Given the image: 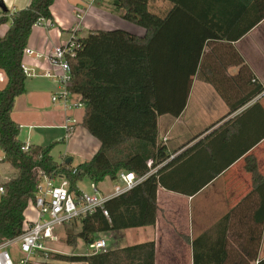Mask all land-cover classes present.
Segmentation results:
<instances>
[{
  "label": "trees",
  "instance_id": "trees-1",
  "mask_svg": "<svg viewBox=\"0 0 264 264\" xmlns=\"http://www.w3.org/2000/svg\"><path fill=\"white\" fill-rule=\"evenodd\" d=\"M54 1L30 0L28 7L0 18V27L11 21L6 32L0 33V69L7 78L5 87L0 88V149L3 160L17 172L15 177L0 181L4 187L0 195V244L25 231V211L36 196L44 174L65 175L70 192L79 197L83 191L78 182L84 178L96 184L105 178L115 181L121 171H135L131 162L137 157L152 160V168L161 164L141 183L105 202L109 218L98 208L67 224V242L75 250L79 238L91 246L99 233L154 226L159 211V187L186 195L201 189L182 188L175 182L176 162L186 152L171 158L174 153L159 140L157 119L163 114L177 117L182 113L191 75L213 85L230 111L247 103L261 90L244 94L232 105L234 94L223 90V82L213 72L204 71L201 55L206 39H238L263 19L264 0H115L121 17L143 27L146 33L139 36L113 29L78 36L77 54L70 60L72 79L68 90L70 94L80 95L84 106L80 125L100 142V147L91 159L75 167L66 161L57 162L52 155L54 146L65 142L72 131L59 141L27 145L20 138V124L12 117L17 97L27 91L23 57L29 37L38 19L52 17ZM154 2H161L163 7L153 6ZM253 5L256 11H251ZM188 23L200 29L193 41L186 38ZM231 24L238 26L234 35L225 33V27L230 31ZM183 74L186 76L181 81L173 79ZM183 82L185 88L179 101L177 90ZM149 170L146 166L136 174L143 175ZM249 171L254 178L259 176L256 165L249 166ZM201 238L204 237L192 240L194 264L201 263L198 259ZM46 259L42 264H155V241L87 254L49 252ZM258 264H264V259Z\"/></svg>",
  "mask_w": 264,
  "mask_h": 264
},
{
  "label": "crops",
  "instance_id": "crops-1",
  "mask_svg": "<svg viewBox=\"0 0 264 264\" xmlns=\"http://www.w3.org/2000/svg\"><path fill=\"white\" fill-rule=\"evenodd\" d=\"M77 1L55 0L51 5L52 17L47 19L51 25L34 26L29 37L27 48L34 53H24L23 65L32 75L27 77V91L17 97L12 112L13 119L21 126V140L29 145L59 141L66 134V119L76 122L74 117L65 114L59 123V119L46 111L51 105L65 107L62 100L52 102L51 97L59 90L60 83L57 78L46 75L60 72L50 62L55 46L67 43L73 29L79 30L81 37L96 30L123 29L139 36L146 33L143 27L121 17L115 0L83 2L85 12L80 18ZM0 3L6 7L2 9L4 16H8L28 7L30 0H0ZM256 9L253 5L251 11ZM10 24V20L2 24L0 33H5ZM198 30L193 23L185 24L186 38L193 41ZM237 30V25L231 24L230 31L225 27L229 35L236 34ZM201 56L204 71L213 72L223 82V90L234 94L232 105L244 94L261 90L247 103L230 111L213 85L196 75L189 77L192 82L182 113L177 117L159 116L157 126L159 136L166 135L164 143L174 157L186 152L176 162L177 185L201 189L186 195L159 187L156 224L121 231L133 240L130 245L154 240L155 264H194L192 240L200 236L204 237L198 254L200 264H258L264 259V18L238 39H206ZM179 76L173 79L181 81L186 75ZM6 84V75L0 69V88ZM184 88L183 82L177 90L179 101ZM76 96L73 104L68 101L70 109L77 104L84 109L80 95ZM79 115L83 118L84 110ZM81 121L74 124L72 135L63 144L52 149L57 162L71 158V166L75 167L91 159L99 149L100 142L80 125ZM255 165L259 172L257 178L249 171V166ZM146 166L148 161L141 157L131 162L135 172L143 171ZM16 175L13 168L4 175L0 172V181ZM30 203L25 211L27 223L36 220V208L33 201Z\"/></svg>",
  "mask_w": 264,
  "mask_h": 264
},
{
  "label": "built area",
  "instance_id": "built-area-1",
  "mask_svg": "<svg viewBox=\"0 0 264 264\" xmlns=\"http://www.w3.org/2000/svg\"><path fill=\"white\" fill-rule=\"evenodd\" d=\"M80 2L95 3L97 0H79ZM84 8L77 9V16L80 18L84 14ZM4 16V11L0 7V18ZM51 25L47 19L40 18L34 26ZM79 30L73 29L71 38L63 45L55 46L50 54V62L59 68V73H47L49 77H55L60 83V88L55 92L51 100L56 102L62 100L65 108H70L68 103L70 92L68 85L72 79V70L70 60L74 59L77 54V38ZM25 53L33 54L34 51L26 48ZM24 73L27 77L32 72L23 65ZM66 133L72 131L74 123L70 118L66 119ZM158 129V126H157ZM163 141H167V137H163ZM28 145V144H27ZM28 147V146H26ZM174 155L171 156L173 158ZM152 168V160L148 161L149 172L143 175L136 174L135 171H121L115 180L112 194L105 196L100 192L98 184L93 183V193L83 192L81 196L76 197L70 192V183L65 175L41 176V180L37 185V193L34 197L33 204L38 210V220L27 223L25 231L13 239L6 240L0 244V264H15L11 253L8 251L10 245H18L23 257L17 264H42L32 259L38 253L44 257H48L49 252H53L44 245L45 242H60L67 238L66 225L77 218L85 217L101 208L104 216L109 218V212L104 208V204L112 197L118 196L141 183L146 177L155 172L159 167ZM4 193V187L0 185V195ZM91 248L95 251H105L107 249L106 240L101 238L96 240Z\"/></svg>",
  "mask_w": 264,
  "mask_h": 264
},
{
  "label": "rangeland",
  "instance_id": "rangeland-1",
  "mask_svg": "<svg viewBox=\"0 0 264 264\" xmlns=\"http://www.w3.org/2000/svg\"><path fill=\"white\" fill-rule=\"evenodd\" d=\"M76 5L78 7H82L83 5H85V3L77 1L75 2ZM157 5V7H163L161 4V2H154L153 6ZM85 32V31H84ZM88 34L90 33V31L87 32ZM77 96L76 94H72L70 95V102L73 104L76 100ZM51 105V104H49ZM50 115H54L55 118L59 119V123L62 122V119L65 118V114L71 115V117L75 118L76 123H78V121L80 122L82 120V116L79 115V113L81 111H83L84 109L82 108V106H74L72 107V109L70 108H66L62 105H51L49 107L46 108ZM67 111V112H66ZM14 117H16V115H14ZM66 122V121H65ZM160 132V131H158ZM166 137V135H164ZM161 137V135L159 137L160 141H163V137ZM164 142V141H163ZM58 144H63V142L58 143ZM173 144V141L170 143V145ZM55 147V146H54ZM57 150V148H56ZM172 152V150H171ZM59 155V154H58ZM4 158V153L3 151L0 149V172L4 173L6 172V170H11V166L3 160ZM61 160V159H60ZM78 161V159H76V162ZM5 177V176H2ZM115 181L110 179V178H105L102 182L98 183V187L101 190V194L104 195L107 191H113L114 185H115ZM78 187L86 193H93V181L90 180L89 178H84L83 180H80L78 182ZM102 189L104 190V192L102 191ZM32 205V203H30L28 205L27 208H30V206ZM39 214H38V210L36 209V221L38 220ZM27 227V220L25 222V228ZM124 231L121 230H113V231H108V232H104V233H99V236H101L103 239L106 240L107 243V249H113V248H117V247H124V246H128L130 245V242L133 241L131 239H128L125 237ZM67 233V230H66ZM68 234V233H67ZM44 245L48 248H50L53 252H59V253H64V254H73V253H77V254H87L90 252H93L91 249V246H89L86 241L82 238L78 239V245L74 250V247L70 244H68L67 242V238L65 240H62L60 242H45ZM8 251L11 253L13 260L15 261V263L17 264L18 261L23 257V253L21 252L19 246L17 245H12L9 247ZM32 259L36 262H44L46 261V257H44L41 253L36 254L35 256L32 257Z\"/></svg>",
  "mask_w": 264,
  "mask_h": 264
},
{
  "label": "water",
  "instance_id": "water-1",
  "mask_svg": "<svg viewBox=\"0 0 264 264\" xmlns=\"http://www.w3.org/2000/svg\"><path fill=\"white\" fill-rule=\"evenodd\" d=\"M0 7L2 9L6 10V7H5V5H3V3H0ZM70 162H71V158H67L66 163H70Z\"/></svg>",
  "mask_w": 264,
  "mask_h": 264
}]
</instances>
